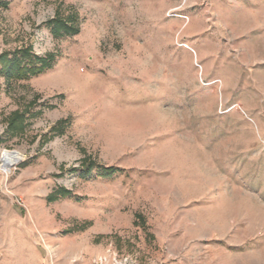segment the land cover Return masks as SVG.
<instances>
[{
    "label": "rangeland",
    "instance_id": "1",
    "mask_svg": "<svg viewBox=\"0 0 264 264\" xmlns=\"http://www.w3.org/2000/svg\"><path fill=\"white\" fill-rule=\"evenodd\" d=\"M19 48L53 62L0 74V264H264V0H0Z\"/></svg>",
    "mask_w": 264,
    "mask_h": 264
},
{
    "label": "trees",
    "instance_id": "2",
    "mask_svg": "<svg viewBox=\"0 0 264 264\" xmlns=\"http://www.w3.org/2000/svg\"><path fill=\"white\" fill-rule=\"evenodd\" d=\"M46 26L54 35H60L61 32L68 34L72 31L71 26L58 17L49 20ZM52 62V55L41 57L33 54L30 48H19L11 53L0 54V74L8 79L29 80L49 70L52 67ZM23 118L24 114L22 112H13L8 120V128L17 131L23 130ZM100 169L102 171L101 175L104 177L114 171L112 168ZM88 171L89 169L83 170V175ZM64 194L68 195V192H63ZM56 197L57 194H53L49 199H55Z\"/></svg>",
    "mask_w": 264,
    "mask_h": 264
},
{
    "label": "bare ground",
    "instance_id": "3",
    "mask_svg": "<svg viewBox=\"0 0 264 264\" xmlns=\"http://www.w3.org/2000/svg\"><path fill=\"white\" fill-rule=\"evenodd\" d=\"M21 159V155L18 152L15 151H2L1 157H0V167L3 170V172L7 173L9 167L15 165L17 162H19Z\"/></svg>",
    "mask_w": 264,
    "mask_h": 264
},
{
    "label": "built area",
    "instance_id": "4",
    "mask_svg": "<svg viewBox=\"0 0 264 264\" xmlns=\"http://www.w3.org/2000/svg\"><path fill=\"white\" fill-rule=\"evenodd\" d=\"M96 264H128L127 258L118 259L115 255L106 254L95 259Z\"/></svg>",
    "mask_w": 264,
    "mask_h": 264
}]
</instances>
